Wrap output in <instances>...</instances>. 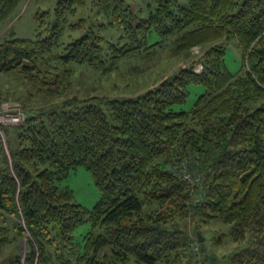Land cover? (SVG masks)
<instances>
[{
    "label": "trees",
    "instance_id": "1",
    "mask_svg": "<svg viewBox=\"0 0 264 264\" xmlns=\"http://www.w3.org/2000/svg\"><path fill=\"white\" fill-rule=\"evenodd\" d=\"M20 1L0 0V21ZM88 1L57 0L35 14L42 32L0 42V71L18 69L44 99L60 97L4 127L8 152L0 138V246L26 238L23 261L14 253L0 264H264V0H152L146 15L95 0L120 28L116 40L92 27L63 40ZM232 38L237 72L225 64ZM167 44L185 59L198 46L202 69L191 60L139 92L62 98L73 66L109 73ZM190 84L204 89L184 109ZM79 166L100 191L91 208L61 185ZM214 220L227 226L216 240L236 243L229 253L204 246L202 225Z\"/></svg>",
    "mask_w": 264,
    "mask_h": 264
},
{
    "label": "rangeland",
    "instance_id": "2",
    "mask_svg": "<svg viewBox=\"0 0 264 264\" xmlns=\"http://www.w3.org/2000/svg\"><path fill=\"white\" fill-rule=\"evenodd\" d=\"M57 0H21L17 5L15 12L6 20L0 21V42L7 37L9 33H14L18 37H34L36 31H43V24L39 29L36 28L35 14L42 10L52 12ZM136 14L146 15L150 8H153L152 0H125ZM185 3L186 0H178ZM99 11V12H98ZM46 20L47 17L41 18ZM41 19L39 22L41 23ZM72 21H79L75 30H65L62 39L66 40L69 33L77 36L85 30L92 27L97 33H102L104 37L115 41L121 30L117 26L108 25L106 17L102 14L96 1H88L85 6H80L76 10ZM76 23V22H75ZM101 24V27L99 25ZM77 25V23L75 24ZM156 38L152 36L150 39ZM169 41V40H168ZM200 54L198 46L190 49L188 59L182 56H173L170 46L167 44L164 48L159 49L153 59L130 58L119 62V66L109 73H100L92 68H80L73 66V75L70 81V87L66 88L63 97L75 94L79 97L89 95H118L131 94L139 92L147 87H151L157 80L166 77L177 67H186L193 60L195 68L200 62L196 58ZM241 54L234 38L230 39L225 52V64L229 71L237 72L241 68ZM204 87L199 84L189 85V94L182 108L189 109L194 104L197 96L203 91ZM60 101L56 93H51L48 98L44 99L43 95L36 90L35 85L23 77L21 71L14 69L11 71H0V113L2 110L10 109L13 106L20 108L27 115L30 108L40 109L42 106L53 105ZM24 106V108H23ZM4 107V109H3ZM27 109V111H26ZM30 112V111H29ZM5 127V126H4ZM4 127H1L3 136L1 142L4 149L8 152L7 136ZM61 185L69 186L73 193L75 202L80 203L85 208H91L100 197V191L95 184L93 176L84 166H79L71 170L67 177L61 181ZM0 214V225L5 224ZM227 226L220 221H212L209 224L202 225L204 234V246L221 255L229 253L236 246L231 240L229 234L221 237V241L216 240L219 232L216 228L226 231ZM90 228V224L85 222L76 229V237L81 239ZM10 235V234H9ZM26 251L25 236L4 242L0 246V263H8L12 255L19 254L23 261Z\"/></svg>",
    "mask_w": 264,
    "mask_h": 264
},
{
    "label": "built area",
    "instance_id": "3",
    "mask_svg": "<svg viewBox=\"0 0 264 264\" xmlns=\"http://www.w3.org/2000/svg\"><path fill=\"white\" fill-rule=\"evenodd\" d=\"M195 71L198 72L202 69V64L199 63L195 68ZM4 109V107H3ZM25 119V113L20 108L13 106L10 109H4L0 113V138H2L3 133L1 127L8 125H18ZM186 178L189 177V174H184ZM190 178V177H189Z\"/></svg>",
    "mask_w": 264,
    "mask_h": 264
},
{
    "label": "water",
    "instance_id": "4",
    "mask_svg": "<svg viewBox=\"0 0 264 264\" xmlns=\"http://www.w3.org/2000/svg\"><path fill=\"white\" fill-rule=\"evenodd\" d=\"M197 237H198V241H201L202 238H203L202 235L199 232L197 233Z\"/></svg>",
    "mask_w": 264,
    "mask_h": 264
}]
</instances>
